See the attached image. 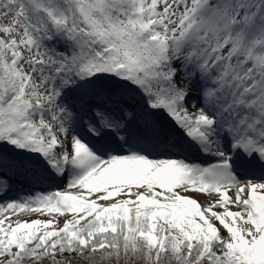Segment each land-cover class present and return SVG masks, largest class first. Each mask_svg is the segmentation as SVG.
Returning a JSON list of instances; mask_svg holds the SVG:
<instances>
[{"label":"snow or ice","instance_id":"1","mask_svg":"<svg viewBox=\"0 0 264 264\" xmlns=\"http://www.w3.org/2000/svg\"><path fill=\"white\" fill-rule=\"evenodd\" d=\"M0 199V264H264V0H0Z\"/></svg>","mask_w":264,"mask_h":264},{"label":"bare ground","instance_id":"2","mask_svg":"<svg viewBox=\"0 0 264 264\" xmlns=\"http://www.w3.org/2000/svg\"><path fill=\"white\" fill-rule=\"evenodd\" d=\"M163 116V115H162ZM175 127V126H174ZM176 139V138H174ZM174 151L179 152V154H185L187 156V159L189 162H194V163H199L200 158H206V162L208 163H212L213 160L211 157L206 156L205 154L197 151L194 147H191L187 144L184 145L183 149H174ZM199 159V160H198ZM8 176L12 177V190L9 193V197L8 198H15L17 196L19 197H25L29 195V192H31L32 188L37 189L39 192H44V191H53L55 190L53 187H50V184L55 185V184H59V181H36V180H31L30 184H25V180L21 179V176H15L13 177L12 172H8ZM25 185L22 186L21 185ZM20 186V187H19ZM19 187V188H18ZM7 199V198H5ZM198 199L201 202H207L206 197L204 196H200L198 197ZM0 202H3V199H0ZM15 218V217H13ZM22 218L24 219H29V217L27 216H23ZM32 219L36 218V215L31 216ZM42 219H44V216L40 217Z\"/></svg>","mask_w":264,"mask_h":264},{"label":"rangeland","instance_id":"3","mask_svg":"<svg viewBox=\"0 0 264 264\" xmlns=\"http://www.w3.org/2000/svg\"><path fill=\"white\" fill-rule=\"evenodd\" d=\"M162 121H163V123H170L171 121L170 120H168L167 119V117H165V116H162ZM179 156H183V154L181 155V154H179ZM180 158V157H179ZM206 160V158H200V160H199V164H202V165H207V162L205 161ZM22 179L23 180H25L26 182H24L25 184H30L31 183V180H27V179H25L23 176H22ZM60 182V186H61V188L63 187V185L66 183V181H59ZM22 186H25V185H21V187ZM20 187V186H19ZM18 187V188H19ZM39 191L37 190V189H35V188H32V190H31V192H29V195H31V194H34V193H38ZM201 203H206V202H201ZM233 210H238V209H233ZM44 218H47V217H44Z\"/></svg>","mask_w":264,"mask_h":264}]
</instances>
